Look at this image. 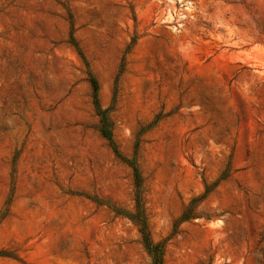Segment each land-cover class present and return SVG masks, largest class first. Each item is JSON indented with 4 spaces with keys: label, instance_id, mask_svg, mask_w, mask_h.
<instances>
[{
    "label": "rangeland",
    "instance_id": "374dc122",
    "mask_svg": "<svg viewBox=\"0 0 264 264\" xmlns=\"http://www.w3.org/2000/svg\"><path fill=\"white\" fill-rule=\"evenodd\" d=\"M71 26L163 264H264V0H0V264H150Z\"/></svg>",
    "mask_w": 264,
    "mask_h": 264
},
{
    "label": "trees",
    "instance_id": "16d2710c",
    "mask_svg": "<svg viewBox=\"0 0 264 264\" xmlns=\"http://www.w3.org/2000/svg\"><path fill=\"white\" fill-rule=\"evenodd\" d=\"M70 25H72L71 20H70ZM68 40L74 46L76 52L79 54L80 58L84 61L86 65L87 79L91 87L92 104H93L94 112L98 116L97 130L99 134L107 141L114 155L131 168L132 185H133V198H132L133 207L131 210H124V209L112 207L113 211L116 214L125 216L128 220L131 221L132 224L135 225L139 233L140 243L149 257L150 264H163L164 240H157V241L153 240L147 223V217H146L145 208L143 204V197H142L143 179L136 163L137 144H135L134 151L131 157L129 158L122 156L118 151L112 137V121L109 116V112L113 108V99L112 102L107 107H101L98 98V82L95 76L92 74V72L88 69L87 61L73 37L72 26L70 27ZM206 192H207V187L205 188L204 193ZM10 200H11V192L9 193V196L6 198V200L4 201L3 205L0 208V221L8 214ZM193 214L195 213H193L192 208H190V206H186L176 218L175 223L186 220L191 216H193ZM0 256L17 259L15 255L8 253V251H5L4 249H0Z\"/></svg>",
    "mask_w": 264,
    "mask_h": 264
}]
</instances>
